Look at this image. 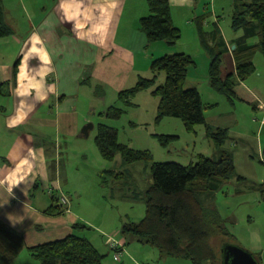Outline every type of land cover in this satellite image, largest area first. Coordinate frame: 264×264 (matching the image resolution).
<instances>
[{"label":"crops","instance_id":"0c3cea01","mask_svg":"<svg viewBox=\"0 0 264 264\" xmlns=\"http://www.w3.org/2000/svg\"><path fill=\"white\" fill-rule=\"evenodd\" d=\"M146 1L53 0L51 6L31 9L33 14L27 17L30 31L25 39L19 40L8 23L3 0H0L5 22L12 31L8 38L13 37L14 45L20 46L16 81L11 82L12 68L6 71V66H1L6 77L0 80V84L10 82L0 93L6 98V102L0 105V222L23 241V250L13 264H39L31 257L29 249L64 239L74 233L73 227L78 224L68 215L65 208L68 201L62 207L65 209L62 215L51 216L45 211L55 204L51 199L54 191L62 194L56 141L79 134L76 98L82 85L81 75L86 68L92 69L91 77L97 83L94 91L97 86H105L121 92L127 85V74L144 72L143 75L147 76L145 74L153 61L176 54L190 56L195 71L200 65L199 58L202 59L203 71L208 75L210 56L203 48L195 23V19L204 14L200 4L194 0H168L172 23L181 31L180 40L170 47L161 41L148 44L140 30V20L149 15ZM215 17L217 19L207 16L203 29L208 36V44L222 49L220 73L224 79L236 73L233 46L243 32L225 35L220 28V19ZM242 83L234 87V95L254 104ZM7 87L10 89L6 90ZM149 98L153 102L147 100ZM149 98L142 99V102L155 116L158 100L152 96ZM204 105L208 110L213 107ZM44 127L54 130L55 140L47 141L41 131ZM238 184L233 196L243 198L245 192ZM263 185L253 184L247 192L257 190L262 193ZM41 187L47 190L49 198L39 194ZM208 198L213 199L211 196ZM257 201V211L245 214L243 230H239V220L229 217L225 221L236 244L256 255L260 260L258 264H264V196L261 195ZM93 239L87 240L95 246ZM114 241L123 245L124 250L125 241ZM114 260L121 261L118 253Z\"/></svg>","mask_w":264,"mask_h":264},{"label":"rangeland","instance_id":"374dc122","mask_svg":"<svg viewBox=\"0 0 264 264\" xmlns=\"http://www.w3.org/2000/svg\"><path fill=\"white\" fill-rule=\"evenodd\" d=\"M52 1L3 0L8 23L15 32V37L19 40L26 38L30 31L27 17L33 14V7L51 6ZM234 3L235 0H200V6L207 4L210 19H217L215 16L220 19V28L227 36L234 34L231 28ZM256 42V39H252L250 44ZM2 43L0 42V80L6 77V72L1 66H6V71H10L20 56V46L14 45L13 37ZM198 61V69H190L185 88H196L203 104L213 106L204 111L206 122L214 128L227 129L229 140L224 148L232 154L236 174L247 177L245 183L238 184L245 192L243 198L233 196L237 183L236 179H233L222 187L212 200L205 198V204L214 205L224 219L233 217V220H239V230H243L246 226L242 223L247 218L245 214L257 211V199L260 200L261 195L264 196V192L257 190L247 192V188L253 184H264V124H261L264 121V58L260 52L255 53L252 60L255 72L242 83L254 104L237 97L229 99L211 88L208 75L202 68V59L199 58ZM91 71V68H86L82 73V85L76 98L79 134L56 141L59 151L57 159L61 164L62 194H57V191L54 193L68 201L65 207L68 215L86 227L79 235L86 239L94 237V248L104 256L103 264H191L187 260L163 257L154 247L136 242L132 235L123 237L119 229L125 223H138L144 218L145 191L152 183L153 164L175 163L186 167L197 163L200 155L217 159L211 139L206 138L204 126H197L194 132H188L176 118H164L157 123L156 115L152 116L149 106L142 102V99L151 96L150 90L138 93L132 101L134 106L128 108H124L119 101V92L105 86H102V89L97 87L101 90L99 92L97 89L94 91L97 83L92 79ZM143 73L127 74L124 90L132 88L139 75L143 78L152 76L150 69L145 74L147 76ZM164 78V74H160L157 85L163 83ZM12 87L11 85L10 88ZM147 100L153 102V99ZM5 102L6 98L0 95V105ZM112 108L124 110V114L117 120L107 119L105 112ZM98 124L115 129L118 144L127 146L135 153L146 152L150 159L127 164L122 156L116 155L112 161H105L95 143ZM87 125H92L93 128L88 131L87 138L81 137L80 132ZM41 131L48 138L47 141L55 140L53 129L44 127ZM171 136L175 138H167ZM161 139L166 141L165 144ZM39 194L48 197L47 190L42 187ZM232 232L234 233V230ZM107 237L125 241L124 250L119 256L120 262L114 260L116 254L107 245ZM218 244L219 241H213L214 249H219Z\"/></svg>","mask_w":264,"mask_h":264},{"label":"trees","instance_id":"16d2710c","mask_svg":"<svg viewBox=\"0 0 264 264\" xmlns=\"http://www.w3.org/2000/svg\"><path fill=\"white\" fill-rule=\"evenodd\" d=\"M194 2L200 4V0ZM146 4L149 15L140 20L139 27L147 43L161 41L174 47L181 34L172 23L168 0H147ZM200 7L204 14L197 17L195 23L203 48L210 56L209 85L229 99L236 98L234 87L255 72L252 61L255 53L260 52L264 58V0H235L231 28L235 33L243 32V36L237 40L233 51L236 73L224 79L220 73L222 49L208 44V36L203 29L208 16L207 4ZM11 35L0 2V40ZM253 38L257 42L250 44L249 40ZM18 66L19 61H16L11 71V82L16 81ZM192 67L193 59L185 54L157 59L150 65L152 76L140 77L132 88L119 92L118 99L124 108L132 107L138 93L150 90L151 96L158 99L157 123L164 118H176L188 132H194L197 126H204L205 136L211 139L218 157L209 159L200 155L197 163L186 167L175 163L153 164L152 183L144 197L145 216L138 223H125L120 234L123 237L132 235L139 244L154 247L163 257L183 259L191 264H222L223 246L238 245L225 219L214 205L205 204V198L214 197L233 179L238 183L246 179L236 174L232 154L224 148L229 140L228 131L211 127L204 113L207 106L203 104L198 90L185 88L188 71ZM160 74H164L165 78L163 83L157 85ZM9 83L0 84V93ZM123 114L124 110L112 108L105 112V117L117 120ZM161 142L165 144L166 141L161 139ZM95 143L105 161H112L116 155L122 156L127 164L150 159L146 152L135 153L127 146L118 144L116 130L106 125L98 124ZM60 197L52 194L51 199L55 204L45 214H64L65 209L59 205ZM85 228L78 223L73 227V234L62 240L32 247L29 253L39 264H103L104 256L90 241L79 235ZM213 241H219L218 250L214 249ZM107 245L110 247V244ZM22 250V238L0 222V264H13ZM111 250L115 254L122 253L123 245ZM253 256L259 263L256 255Z\"/></svg>","mask_w":264,"mask_h":264},{"label":"water","instance_id":"95a60500","mask_svg":"<svg viewBox=\"0 0 264 264\" xmlns=\"http://www.w3.org/2000/svg\"><path fill=\"white\" fill-rule=\"evenodd\" d=\"M235 46H233V49ZM93 128L92 125L85 126L80 136L87 138L88 131ZM222 264H258L254 256L247 250L236 245H224L222 250Z\"/></svg>","mask_w":264,"mask_h":264},{"label":"built area","instance_id":"2783aa9c","mask_svg":"<svg viewBox=\"0 0 264 264\" xmlns=\"http://www.w3.org/2000/svg\"><path fill=\"white\" fill-rule=\"evenodd\" d=\"M59 204L62 205V206H66L67 205V200L61 196L59 198ZM108 244H110V248H112L113 250H117L119 247H121V245L119 243L115 242L110 237L108 239ZM120 255H121V253H118V256H120Z\"/></svg>","mask_w":264,"mask_h":264},{"label":"clouds","instance_id":"9594fccd","mask_svg":"<svg viewBox=\"0 0 264 264\" xmlns=\"http://www.w3.org/2000/svg\"><path fill=\"white\" fill-rule=\"evenodd\" d=\"M60 206H62V205H60ZM62 207H64V206H62Z\"/></svg>","mask_w":264,"mask_h":264}]
</instances>
